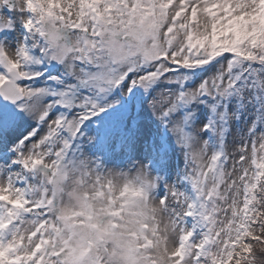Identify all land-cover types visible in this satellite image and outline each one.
I'll use <instances>...</instances> for the list:
<instances>
[{"label":"snow or ice","instance_id":"snow-or-ice-1","mask_svg":"<svg viewBox=\"0 0 264 264\" xmlns=\"http://www.w3.org/2000/svg\"><path fill=\"white\" fill-rule=\"evenodd\" d=\"M0 264H264V0H0Z\"/></svg>","mask_w":264,"mask_h":264}]
</instances>
